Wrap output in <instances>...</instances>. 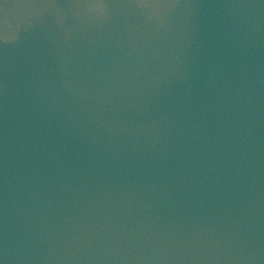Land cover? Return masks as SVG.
Wrapping results in <instances>:
<instances>
[{
  "label": "water",
  "instance_id": "obj_1",
  "mask_svg": "<svg viewBox=\"0 0 264 264\" xmlns=\"http://www.w3.org/2000/svg\"><path fill=\"white\" fill-rule=\"evenodd\" d=\"M0 264H264V0H0Z\"/></svg>",
  "mask_w": 264,
  "mask_h": 264
}]
</instances>
